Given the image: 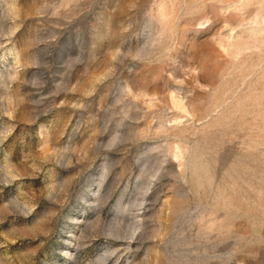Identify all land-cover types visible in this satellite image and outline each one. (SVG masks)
Returning a JSON list of instances; mask_svg holds the SVG:
<instances>
[{"label":"rangeland","instance_id":"obj_1","mask_svg":"<svg viewBox=\"0 0 264 264\" xmlns=\"http://www.w3.org/2000/svg\"><path fill=\"white\" fill-rule=\"evenodd\" d=\"M0 264H264V0H0Z\"/></svg>","mask_w":264,"mask_h":264}]
</instances>
